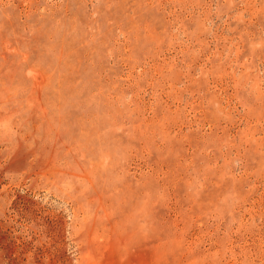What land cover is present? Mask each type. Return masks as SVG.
Returning <instances> with one entry per match:
<instances>
[{"label":"rangeland","instance_id":"rangeland-1","mask_svg":"<svg viewBox=\"0 0 264 264\" xmlns=\"http://www.w3.org/2000/svg\"><path fill=\"white\" fill-rule=\"evenodd\" d=\"M0 264H264V0H0Z\"/></svg>","mask_w":264,"mask_h":264}]
</instances>
